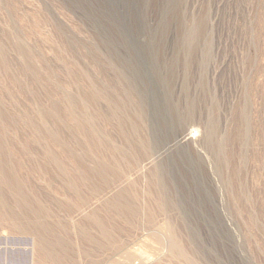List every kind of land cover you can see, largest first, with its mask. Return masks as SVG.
<instances>
[{"label":"rangeland","instance_id":"rangeland-1","mask_svg":"<svg viewBox=\"0 0 264 264\" xmlns=\"http://www.w3.org/2000/svg\"><path fill=\"white\" fill-rule=\"evenodd\" d=\"M0 264H264V0H0Z\"/></svg>","mask_w":264,"mask_h":264}]
</instances>
